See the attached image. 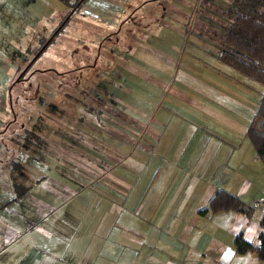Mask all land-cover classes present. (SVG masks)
<instances>
[{
    "label": "rangeland",
    "instance_id": "1",
    "mask_svg": "<svg viewBox=\"0 0 264 264\" xmlns=\"http://www.w3.org/2000/svg\"><path fill=\"white\" fill-rule=\"evenodd\" d=\"M229 6V0H84L75 8L58 0H0V257L15 243L6 257L14 264L53 261L47 247L18 253L31 241L12 201L23 189L36 201L44 178L77 184L53 196L66 204L65 212L55 208L57 216H68L50 235L58 245L59 238L82 242L86 235V249L74 252V264L84 254L85 264H129L164 255L139 235L148 225L144 219L124 213L123 229L114 225L124 211L146 213L148 200L135 206L132 198L147 187L152 165H160L158 181L177 165L179 180V165H194L200 153L202 168L212 167L202 174L215 188L232 177L249 179L241 171L254 172L253 164L264 171L256 157L252 162L245 135L263 87L218 57L222 42L212 32L228 23L221 11ZM101 112H117L118 118H109L117 125L139 121L135 127L148 128L156 140L142 136L136 142L143 146L127 149L117 126L109 133L101 128ZM86 155L112 165L122 184L108 179L118 202L101 219L99 182L86 185V178L73 177V162L79 165ZM21 209L35 215L28 204ZM90 218V228L96 227L91 233ZM61 255L59 264H67Z\"/></svg>",
    "mask_w": 264,
    "mask_h": 264
},
{
    "label": "crops",
    "instance_id": "2",
    "mask_svg": "<svg viewBox=\"0 0 264 264\" xmlns=\"http://www.w3.org/2000/svg\"><path fill=\"white\" fill-rule=\"evenodd\" d=\"M109 112L105 114L101 112L104 118L100 119L99 124L105 133H109L108 131L112 129L111 127H113V125L117 126L123 132V135L122 137H116L128 145L127 149L134 151V147H138L139 145L143 146V140L140 141V143L136 142L142 136L144 138L155 139L156 136L153 137L154 134L148 128L138 130L137 127H135L134 124L140 123L137 120L136 122L133 119H126L124 121L128 122V124L123 125H117L116 122H111L109 118H118L119 116L117 112H112L113 115ZM132 144L134 146H132ZM151 155L152 152L148 154V156ZM200 157V153L195 155L194 165H179L180 168L184 170V174L181 176L182 179L179 180V175H175V172L180 173L182 170H178L177 165L173 167L171 165L172 168L170 167L167 173L168 177L162 181H158V169L160 165L155 170V173L151 175L154 166L152 165L153 163H150L152 167L148 173L149 179L147 181V187L143 189L141 194L136 193L132 198V203H135V206H137V204L142 205L144 200H148L146 213L139 216L124 211L116 219L114 225L120 230L123 229L120 217L123 216L124 213L131 216L132 220L144 219L143 222L147 221L148 225L145 231L139 232V235L147 237L148 242L151 240L153 244L151 247L158 252H163L164 255L161 259H155L153 257L149 259L148 254L147 258H140L139 260L132 259L129 264H264V260L258 259L253 252L236 253L233 251L232 239L237 232H240L244 240L250 242L256 241V211H253L254 216L249 218H246L241 212L232 210H219L215 212L198 211L199 208L206 207L207 197L218 188H215L216 183L205 181L206 177H204L202 173L211 171L212 167L206 165L202 168ZM252 157V162H254L255 156ZM91 158L92 156L88 157L86 155V159L83 158L79 165L73 162L74 166H72V168L76 171L73 177L82 176L80 178L82 180L86 178V185L87 181H92L93 179L99 182V193L97 194L100 196V200L98 202L105 203L104 206L100 207V210H96L100 213L97 219H101L104 212L113 207V201H117L116 199L112 200L115 194L108 188L110 186L108 179H113L112 182H115L114 186H121L122 184L120 179L112 174V165H102L101 162H97ZM163 158L165 157L163 156ZM196 162H199V164H196ZM115 166L117 167V165ZM163 166L169 168L165 163ZM253 168L254 172L249 169L241 171V173L246 174L249 179H241L239 176L237 178L232 177L229 181L224 182L221 188L239 196L247 204H249L252 199L263 196L264 171H261L256 164H253ZM253 173L260 177V180H262L261 183L256 182V178L252 177ZM117 180H119V182ZM75 185L77 184H57L52 179L44 178L38 182L39 197L36 201L30 200L27 197L26 189L23 188V190L19 192L20 194L13 198L12 201L19 205L21 215L20 221L23 223V227L29 228L28 238L31 241L29 246L26 244L23 245L22 243L18 253H24L27 247L31 249L32 252L37 248H39L41 252H48L46 249L47 247L53 252H48L51 254V260H53L50 262L46 261L48 264L61 263L60 257L64 258L61 255L64 253L68 258L66 263L74 264L72 259L74 252L77 250V252L81 254L84 253L86 249L85 234H82L80 239L82 242H72L68 239V236H66L65 239L59 238V241L62 243L61 245L57 244V238H51L50 236L51 230L56 226L58 219H64L68 216H57L55 208L65 212L66 204H60V201H55L53 196L58 198L60 194L59 189L62 190L65 188L67 191L68 188L73 189ZM45 187L47 191L50 192L49 195L44 192ZM128 187L132 189V185ZM119 203L121 205V202ZM164 203H166V205L162 207V210H159ZM23 204H28V209L35 215L29 216L28 213H23L21 209L23 208ZM121 207L123 208L122 205ZM62 212L58 213L61 214ZM14 216L16 217L17 215ZM78 218L79 217H76V220L80 223ZM152 219H156L157 222H154L155 224L152 223ZM91 220L90 218V220L86 222V227L89 229L90 233L96 229V227L90 228ZM160 220L161 226H158ZM154 230H156V233L153 232ZM4 239V236H1L0 242L1 240L3 242ZM14 246L15 243L8 248L7 253L3 254V258L0 257V264H14L15 261L6 259V257L13 252ZM69 246H72L70 250V259ZM3 249L4 245L0 243V253ZM144 254H147L146 249L144 250ZM157 256H159V253ZM22 259H24V256H22ZM85 261L86 254L77 257L76 264H85Z\"/></svg>",
    "mask_w": 264,
    "mask_h": 264
},
{
    "label": "trees",
    "instance_id": "3",
    "mask_svg": "<svg viewBox=\"0 0 264 264\" xmlns=\"http://www.w3.org/2000/svg\"><path fill=\"white\" fill-rule=\"evenodd\" d=\"M58 1L76 8L84 0ZM229 2L230 6L221 11L228 23L222 30L212 32L222 42L218 57L263 87L252 118L253 123L251 120L247 125L245 135L253 147L255 157L264 169V0H229ZM250 203L247 204L239 196L218 187L207 197L206 207L199 208L198 211L232 210L241 212L249 218L254 216L255 210ZM255 221L256 241L244 240L240 232H237L232 239L233 251L253 252L258 259L264 260V208L255 215Z\"/></svg>",
    "mask_w": 264,
    "mask_h": 264
},
{
    "label": "built area",
    "instance_id": "4",
    "mask_svg": "<svg viewBox=\"0 0 264 264\" xmlns=\"http://www.w3.org/2000/svg\"><path fill=\"white\" fill-rule=\"evenodd\" d=\"M251 207L255 210H258L259 212H261L264 208V197H258L254 200H252V202L250 203Z\"/></svg>",
    "mask_w": 264,
    "mask_h": 264
}]
</instances>
